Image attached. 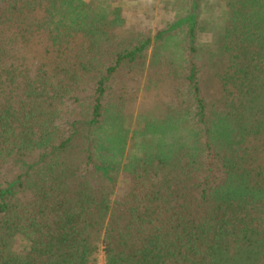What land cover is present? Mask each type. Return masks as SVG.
Listing matches in <instances>:
<instances>
[{
    "label": "trees",
    "instance_id": "1",
    "mask_svg": "<svg viewBox=\"0 0 264 264\" xmlns=\"http://www.w3.org/2000/svg\"><path fill=\"white\" fill-rule=\"evenodd\" d=\"M174 7L0 0V264H264V0Z\"/></svg>",
    "mask_w": 264,
    "mask_h": 264
},
{
    "label": "rangeland",
    "instance_id": "2",
    "mask_svg": "<svg viewBox=\"0 0 264 264\" xmlns=\"http://www.w3.org/2000/svg\"><path fill=\"white\" fill-rule=\"evenodd\" d=\"M110 3L123 5V11L127 17V25L144 29L154 34L158 29L170 21L176 11L174 2L176 0H105ZM206 40V36H200ZM150 56V52L148 53ZM98 264H104L102 251L98 254Z\"/></svg>",
    "mask_w": 264,
    "mask_h": 264
}]
</instances>
